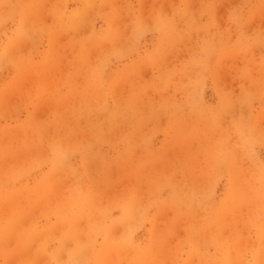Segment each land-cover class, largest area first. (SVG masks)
<instances>
[{"label": "rangeland", "instance_id": "1", "mask_svg": "<svg viewBox=\"0 0 264 264\" xmlns=\"http://www.w3.org/2000/svg\"><path fill=\"white\" fill-rule=\"evenodd\" d=\"M263 17L0 0V264H264Z\"/></svg>", "mask_w": 264, "mask_h": 264}, {"label": "bare ground", "instance_id": "2", "mask_svg": "<svg viewBox=\"0 0 264 264\" xmlns=\"http://www.w3.org/2000/svg\"><path fill=\"white\" fill-rule=\"evenodd\" d=\"M158 1V0H157ZM168 1V0H167ZM225 1V0H224ZM235 1V0H234ZM127 2V1H126ZM189 2V1H188ZM226 2H228V1H226ZM160 3V2H159ZM115 4V3H114ZM193 4V3H192ZM224 4V3H223ZM231 4V3H230ZM158 5V4H157ZM233 5V4H232ZM147 7V6H146ZM95 10V9H94ZM145 10V9H144ZM148 10V9H147ZM164 10V9H163ZM103 11V10H102ZM166 11V10H165ZM95 13V12H94ZM96 15V14H95ZM144 15H146V14H144ZM131 16V15H130ZM79 17V16H78ZM87 17V16H86ZM95 17V16H94ZM132 17V16H131ZM144 17V16H143ZM96 18V17H95ZM127 18H128V16H127ZM264 18V17H263ZM89 19V18H88ZM122 19V18H121ZM134 19V18H133ZM90 20V19H89ZM123 20V19H122ZM130 20V19H129ZM150 20V19H149ZM264 20V19H263ZM127 22H128V20H127ZM145 22V20L143 21V23ZM129 23H130V21H129ZM121 24V23H120ZM145 24V23H144ZM150 25V24H149ZM30 27V26H29ZM123 27V26H122ZM130 27V26H129ZM126 28H127V26H126ZM23 29H25V28H23ZM87 29V28H86ZM89 29H90V27H89ZM82 31H83V29H81ZM130 30V29H129ZM25 31V30H24ZM84 32V31H83ZM127 33V32H126ZM133 33V32H132ZM31 34V33H30ZM77 34V33H76ZM85 34V33H84ZM82 35V34H81ZM127 35V34H126ZM35 36H33V38H34ZM127 37V36H126ZM32 38V39H33ZM122 41V40H121ZM124 41V40H123ZM130 41V40H129ZM129 41H127V43L129 42ZM113 43H115V42H113ZM118 43V42H117ZM37 44V43H36ZM124 44V43H123ZM130 44V43H129ZM106 45V44H105ZM109 45V44H108ZM120 45V44H119ZM117 46V45H116ZM30 47V46H29ZM119 47V46H118ZM123 48H124V45L122 46ZM104 48H106V47H104ZM28 49V48H27ZM102 49V48H101ZM111 49V48H110ZM259 49V48H258ZM25 50V49H24ZM99 50V49H98ZM107 50V49H106ZM105 52V51H104ZM96 53V52H95ZM6 54H8V53H6ZM93 54V53H92ZM91 54V55H92ZM5 56H7V55H5ZM94 56V55H93ZM92 56V57H93ZM1 59V58H0ZM174 224V223H173ZM40 250V249H39ZM43 250V249H42ZM112 251V250H111ZM63 260H64V258H63ZM131 261V260H130ZM162 262V261H161ZM12 264V263H11ZM14 264V263H13Z\"/></svg>", "mask_w": 264, "mask_h": 264}]
</instances>
